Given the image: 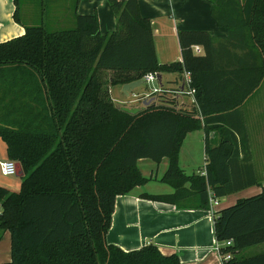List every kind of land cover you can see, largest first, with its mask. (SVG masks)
<instances>
[{
	"label": "trees",
	"instance_id": "trees-1",
	"mask_svg": "<svg viewBox=\"0 0 264 264\" xmlns=\"http://www.w3.org/2000/svg\"><path fill=\"white\" fill-rule=\"evenodd\" d=\"M20 1L13 0V19L24 33L0 42V139L23 171L18 191L0 185V237L10 234V260L1 264H178L153 244L124 251L106 242L114 199L148 181L140 158L169 160L161 180L174 192L144 195L158 201L195 197L197 207L208 208V191L219 199L257 183L240 106L264 78V0H209L226 35L180 30L181 60L168 63L158 61L138 0H107L116 25L105 34L95 13H76L79 0L40 1L43 13L57 1L73 16L74 27L55 30L44 18L23 22ZM186 71L202 117L171 97L131 112L108 94L147 72ZM199 129L206 175H185L179 149ZM209 131L218 132L216 145ZM212 217L216 241L232 239L219 248L232 255L221 264H264V251L238 255L264 242V186Z\"/></svg>",
	"mask_w": 264,
	"mask_h": 264
},
{
	"label": "crops",
	"instance_id": "crops-1",
	"mask_svg": "<svg viewBox=\"0 0 264 264\" xmlns=\"http://www.w3.org/2000/svg\"><path fill=\"white\" fill-rule=\"evenodd\" d=\"M51 3L50 10L57 15L50 21L54 28L64 24L65 21L74 25L73 16L66 13L64 3L60 4L57 1ZM138 6L141 15L150 19L156 54L160 63L181 60L177 38L180 30H205L214 36L226 35V28L219 26L212 17V5L209 0H138ZM14 7L13 0H0V42L24 33V27L13 19ZM76 13L82 15L95 13L101 34L115 28L116 16L107 0H79ZM54 21L57 22L55 24L57 26L52 24ZM168 46L173 47L174 53L170 54ZM183 77L184 73L165 72L160 74L158 83L168 90H175L181 85ZM133 95L136 96V93ZM240 109L249 138L251 164L257 183L219 198L216 211L234 204L237 199L258 194L264 186V79L244 100ZM218 141L219 136L214 131H209L208 143L213 146ZM185 145H191L189 158L184 154L183 146ZM204 145L203 129L194 130L185 135L178 154L179 167L185 175L200 171V161L193 160V153L197 155L200 146H203L202 158L204 159ZM3 154L7 158L5 143L0 139V156ZM168 163L167 157L162 158L160 162L148 158L138 159V169L144 177L148 178V181L115 197L110 225L105 236L106 242L124 251L153 244L164 255L175 254L179 260L178 264H221L222 259L216 247L218 242L213 230V214L209 211V207H197L195 197L192 201L183 200L176 204L144 197L145 194L158 195L174 192L172 186L161 180L168 168ZM0 185L2 186V183ZM13 185L18 186L15 183ZM189 186V182L185 183V187ZM263 251L264 242H261L243 248L238 255L250 257ZM1 253L0 264L10 260L8 231H4L0 237V255Z\"/></svg>",
	"mask_w": 264,
	"mask_h": 264
},
{
	"label": "rangeland",
	"instance_id": "rangeland-1",
	"mask_svg": "<svg viewBox=\"0 0 264 264\" xmlns=\"http://www.w3.org/2000/svg\"><path fill=\"white\" fill-rule=\"evenodd\" d=\"M41 0H21L20 3V16L22 18V20L25 23L28 24H38L40 23L41 19H45L46 22H48V27L55 30V29H63V28H72L74 27L73 23H69V21H65L64 24H61L60 26H58L57 28H54V26L51 25L50 21L52 20V18H55L57 15L56 13L52 12V10H50V5L52 3H46V9L45 12H42L41 9ZM42 12V14H41ZM53 25L57 24L56 21H54L52 23ZM73 25V26H70ZM57 26V25H55ZM169 52L170 54L174 53V49L171 46H168ZM264 79V78H263ZM112 87V88H111ZM111 91L110 88L108 90V94L111 97V100L119 107L123 108V109H128V110H137L139 108H142L143 106V101L146 100L148 101V103L152 102V101H156L159 99V96H157L156 98H150V97H145L143 96L144 92L150 91L151 89V85H146L145 83H141L140 85L136 86L134 89H132V91L127 95V97L122 93V89L120 85H116V86H111ZM133 93H136V96L133 95ZM129 96V97H128ZM160 97H164V98H170L171 97V93H165L164 96H160ZM141 99V100H140ZM185 101V104L188 105L189 104V100L188 98H186L185 96H183L182 98ZM217 134V136L219 135L218 132H215ZM184 147V154L185 157L189 158V151L191 150V145H185ZM203 146H200V151L198 152V154L196 155L195 153H193V160L198 159V161H200V167L199 170L203 167ZM5 159V154H3L2 156H0V161ZM189 171V170H187ZM20 182V177L16 176V175H3L0 172V183H2L3 187H6L7 189L9 188L11 191H18L19 189V183ZM18 184L17 185H13V184ZM12 184V185H11ZM218 207V206H217ZM216 207V208H217ZM0 259H2V253L0 255Z\"/></svg>",
	"mask_w": 264,
	"mask_h": 264
},
{
	"label": "built area",
	"instance_id": "built-area-1",
	"mask_svg": "<svg viewBox=\"0 0 264 264\" xmlns=\"http://www.w3.org/2000/svg\"><path fill=\"white\" fill-rule=\"evenodd\" d=\"M192 50L194 54H200L203 50L202 47L199 45H193ZM142 83H145L146 85H151V90L144 92L143 96L146 97H152L156 98L157 96H163L165 93H171V98H174L177 102V106H183V107H189V108H195L197 111V114L202 117L198 103L195 98V89L191 86V73L186 71L184 72V77L181 80V85L178 86L175 90H168L161 86L158 82L159 79L157 78V74L155 72H147L145 73L142 78ZM183 96L188 98L189 104L186 105L184 100L182 99ZM145 98V99H146ZM141 100V99H140ZM203 167L198 172L200 175L205 176V165H206V156H204L203 159ZM0 172L3 175H16V162L14 160L5 158L4 160L0 161ZM219 205V200L214 197L213 193L211 191H208V206L209 211L213 214L216 212V207ZM232 244V239L225 240L223 243L216 246L219 252L220 246H230ZM222 262L229 260L232 255L230 252L226 253H220ZM221 262V263H222Z\"/></svg>",
	"mask_w": 264,
	"mask_h": 264
},
{
	"label": "water",
	"instance_id": "water-1",
	"mask_svg": "<svg viewBox=\"0 0 264 264\" xmlns=\"http://www.w3.org/2000/svg\"><path fill=\"white\" fill-rule=\"evenodd\" d=\"M157 78L159 79L160 75H157ZM141 83H142L141 79H138V80H135V81H132L129 83H125L121 86L122 92H124L126 95H128L132 91V89H134L136 86L140 85ZM148 104H149L148 101H146V100L143 101V106H146ZM139 109H137V110H139ZM125 110L131 111V112L137 111V110H128V109H125ZM22 175H23V171H22L21 165L19 162H16V176L20 177Z\"/></svg>",
	"mask_w": 264,
	"mask_h": 264
}]
</instances>
